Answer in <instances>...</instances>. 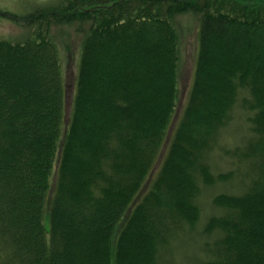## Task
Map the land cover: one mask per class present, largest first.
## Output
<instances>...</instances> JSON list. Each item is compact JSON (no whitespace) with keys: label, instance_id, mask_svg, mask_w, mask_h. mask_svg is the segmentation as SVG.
<instances>
[{"label":"trees","instance_id":"obj_1","mask_svg":"<svg viewBox=\"0 0 264 264\" xmlns=\"http://www.w3.org/2000/svg\"><path fill=\"white\" fill-rule=\"evenodd\" d=\"M189 13L193 80L168 134ZM10 15L31 38H0V264H166L187 238L200 242L188 264H264V0H52ZM54 25L81 36L67 121ZM237 116L248 129L228 143Z\"/></svg>","mask_w":264,"mask_h":264},{"label":"rangeland","instance_id":"obj_2","mask_svg":"<svg viewBox=\"0 0 264 264\" xmlns=\"http://www.w3.org/2000/svg\"><path fill=\"white\" fill-rule=\"evenodd\" d=\"M50 1L52 0H0V38L9 39L14 42L27 41L31 38L27 27L24 26L23 21H15L10 14H26L36 4L40 5ZM198 19L197 15L192 13L183 14L177 18L180 33L179 94L176 113L168 134L173 131L189 97L197 51ZM52 32L61 54L66 94L65 120L67 121L71 114L73 98L76 91L81 36L72 26L54 25L52 26ZM247 129L248 123L245 117L237 116L225 138L230 140H227L228 143L236 142L237 137L245 134ZM221 168L228 169L225 165ZM217 191L219 192L220 190L218 189ZM208 201L207 198L202 199V206L205 210H209L208 205H206ZM182 242L180 250L177 249L175 254L171 256V253L166 255V264H186V261L188 264L194 260L200 242L195 239L189 240L188 238Z\"/></svg>","mask_w":264,"mask_h":264}]
</instances>
